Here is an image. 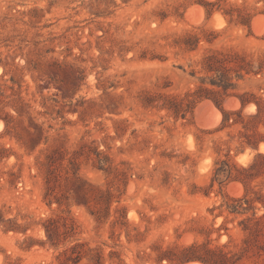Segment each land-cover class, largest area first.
Returning a JSON list of instances; mask_svg holds the SVG:
<instances>
[{"label": "rangeland", "instance_id": "rangeland-1", "mask_svg": "<svg viewBox=\"0 0 264 264\" xmlns=\"http://www.w3.org/2000/svg\"><path fill=\"white\" fill-rule=\"evenodd\" d=\"M258 99L264 0H0V264H264Z\"/></svg>", "mask_w": 264, "mask_h": 264}, {"label": "trees", "instance_id": "trees-1", "mask_svg": "<svg viewBox=\"0 0 264 264\" xmlns=\"http://www.w3.org/2000/svg\"><path fill=\"white\" fill-rule=\"evenodd\" d=\"M248 21H249V16H246V17H243L242 19H241V21H240V23L241 24H247L248 23ZM224 89H226V87H223ZM249 101L247 100V99H244V98H241L240 99V103H241V106H242V108L248 103ZM253 102L255 103V105H256V108H257V112H256V114L254 115V116H250L249 118H248V120H252V121H254V120H256V119H260L261 118V116L264 114V103H263V101L262 100H260V99H258V100H253ZM216 104L218 105V106H220V104H221V102L220 101H216ZM222 116H223V118H222V122H221V129H223L224 127H225V124L230 120V118L232 117V116H235L236 118L235 119H233V121H232V124L231 125H238V124H244L243 123V118H242V116H241V110H239V111H235V112H225V111H222ZM246 127V125H243V128H245ZM260 141H264V139L263 138H261V136H260V139H257V140H251V139H247V141H246V146H248V147H250V148H252V149H257V147H258V144H259V142ZM258 158H264V156H262V155H258ZM254 166V164H252L249 168H247V169H244V168H239V169H237L240 173H242V174H245V175H247V174H249V172H250V170L252 169V167ZM223 167H227V169H228V171H227V173H228V178H230V176H231V172L229 171V169H230V166L226 163V162H223ZM236 168V167H235ZM216 171H218V170H216ZM232 177V176H231ZM235 180H239V178L237 179H235ZM189 249H194V247H190ZM189 260H200V258L199 257H192V258H189L187 261H189Z\"/></svg>", "mask_w": 264, "mask_h": 264}, {"label": "bare ground", "instance_id": "bare-ground-1", "mask_svg": "<svg viewBox=\"0 0 264 264\" xmlns=\"http://www.w3.org/2000/svg\"><path fill=\"white\" fill-rule=\"evenodd\" d=\"M200 8V7H199ZM196 10H197V8H196ZM260 18V17H259ZM256 33V32H255ZM234 105H236V104H234ZM251 106V105H250ZM247 108V110H252V107H246ZM234 110V109H233ZM214 116H215V113H214ZM220 114L217 112L216 113V122H218L219 121V119H220ZM246 157V155H241V156H239V159H241V158H245ZM233 185V184H232ZM186 264H199V263H193V262H190V263H186Z\"/></svg>", "mask_w": 264, "mask_h": 264}]
</instances>
